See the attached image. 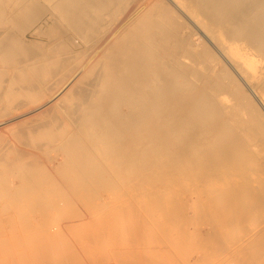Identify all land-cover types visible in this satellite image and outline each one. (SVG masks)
I'll list each match as a JSON object with an SVG mask.
<instances>
[{"label": "bare ground", "instance_id": "bare-ground-1", "mask_svg": "<svg viewBox=\"0 0 264 264\" xmlns=\"http://www.w3.org/2000/svg\"><path fill=\"white\" fill-rule=\"evenodd\" d=\"M0 264H264V0H0Z\"/></svg>", "mask_w": 264, "mask_h": 264}, {"label": "rangeland", "instance_id": "rangeland-1", "mask_svg": "<svg viewBox=\"0 0 264 264\" xmlns=\"http://www.w3.org/2000/svg\"><path fill=\"white\" fill-rule=\"evenodd\" d=\"M26 38L28 41H33V38L31 37V35L29 33L26 34Z\"/></svg>", "mask_w": 264, "mask_h": 264}]
</instances>
